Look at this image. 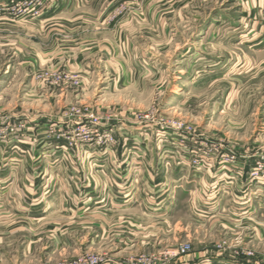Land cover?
I'll return each mask as SVG.
<instances>
[{"label": "rangeland", "instance_id": "374dc122", "mask_svg": "<svg viewBox=\"0 0 264 264\" xmlns=\"http://www.w3.org/2000/svg\"><path fill=\"white\" fill-rule=\"evenodd\" d=\"M9 117L28 123L23 153L52 143V157L116 156L137 175L145 159L158 173L211 167L259 192L264 180L248 175L264 161V0H0V118ZM81 124L84 139L72 130ZM249 222L199 224L185 202L165 219L57 209L35 223L0 212V264L264 260V220Z\"/></svg>", "mask_w": 264, "mask_h": 264}, {"label": "crops", "instance_id": "0c3cea01", "mask_svg": "<svg viewBox=\"0 0 264 264\" xmlns=\"http://www.w3.org/2000/svg\"><path fill=\"white\" fill-rule=\"evenodd\" d=\"M146 20L153 21V17ZM132 68L136 69L133 64ZM86 70L93 68L87 66ZM25 148L0 146V212L12 213L17 218L36 223L60 209L73 216L137 210L146 219H165L185 202L199 224L211 226L221 218L241 224L264 220L263 187L258 192L243 177L230 185L231 180L221 170L210 167L190 175L177 168L169 170L157 162L158 173L153 161L145 159L141 165L143 173L137 175L133 167L136 162L129 159L56 158L50 156L56 149L52 143L34 146L32 153H23ZM41 149L48 151V156L40 157ZM71 165L79 167L67 173L66 168ZM73 178L80 179L79 184L75 185ZM46 186L51 187L47 195ZM246 262L200 253L176 264H250Z\"/></svg>", "mask_w": 264, "mask_h": 264}, {"label": "built area", "instance_id": "2783aa9c", "mask_svg": "<svg viewBox=\"0 0 264 264\" xmlns=\"http://www.w3.org/2000/svg\"><path fill=\"white\" fill-rule=\"evenodd\" d=\"M81 123H83L81 121ZM28 126V123L24 120H20L18 118H0V146L1 147H14L17 148L21 145V134L27 131L26 127ZM51 128V131H55V127H48ZM72 127V130L77 132V135L83 136V131L85 129V126L83 124L79 125V127ZM71 129V128H70ZM50 132V131H49ZM64 136V135H63ZM66 140V139H65ZM36 142V141H34ZM69 146H72L70 142L65 141L63 144L64 148H68ZM21 151V150H20ZM224 160V159H223ZM222 160V163H223ZM233 160V159H232ZM227 161H230L228 159ZM198 162V161H197ZM194 163V167L197 168L198 163ZM248 178H250L253 181L257 180H264V161H253V165L250 168V174L248 175ZM49 186H46L45 188H48ZM48 193V192H47ZM50 193V192H49ZM250 264H264V260L259 259L258 261H248ZM71 264H101V259H98L97 257H89L86 259H82L79 263H71Z\"/></svg>", "mask_w": 264, "mask_h": 264}]
</instances>
